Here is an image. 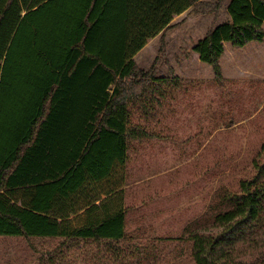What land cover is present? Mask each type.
Returning <instances> with one entry per match:
<instances>
[{"label":"trees","instance_id":"1","mask_svg":"<svg viewBox=\"0 0 264 264\" xmlns=\"http://www.w3.org/2000/svg\"><path fill=\"white\" fill-rule=\"evenodd\" d=\"M223 6L0 0V235L58 239L65 250L82 242L89 264H264V144L238 190L218 188L180 236L156 243L124 230V177L104 192L95 185L146 135L132 110L147 114L166 87L182 84L157 76V60L145 69L134 55L188 8L216 16ZM225 11L229 20L193 47L218 83L225 42L264 40V0H231ZM166 241L174 246L166 250Z\"/></svg>","mask_w":264,"mask_h":264},{"label":"rangeland","instance_id":"2","mask_svg":"<svg viewBox=\"0 0 264 264\" xmlns=\"http://www.w3.org/2000/svg\"><path fill=\"white\" fill-rule=\"evenodd\" d=\"M230 1L224 0L216 16L189 10L175 16V45L191 51L209 28L229 20L225 7ZM252 43L241 48L224 43L222 83L208 63L193 55L176 62L173 69L182 75V84L166 87L168 93L152 102L147 114L132 110V124L146 135L129 142L125 166L117 161L95 182L104 192L123 184L124 177L128 235L155 243L176 238L208 208L218 188L236 191L242 179L253 176L252 159L264 144V47L255 51L258 41ZM162 49L158 35L135 61L146 69L157 60V74L167 75L174 63L162 61ZM58 242L0 235V264H57L54 254L55 262L64 254L63 264H89V246L81 242L65 250ZM164 246L172 248L174 241Z\"/></svg>","mask_w":264,"mask_h":264},{"label":"crops","instance_id":"3","mask_svg":"<svg viewBox=\"0 0 264 264\" xmlns=\"http://www.w3.org/2000/svg\"><path fill=\"white\" fill-rule=\"evenodd\" d=\"M189 9L190 8H188L187 10H189ZM187 10H185V11H187ZM185 11H183L182 13H184ZM182 13H180V14H182ZM172 21L170 23V26L164 32L158 34V35H160V41H161V43L163 45L162 61H164L165 63H171V62L174 63L172 66L169 64L170 65V69L168 70V74L167 75H163V76H168V77L178 76L179 78H181L182 75H180V73L174 71V69H173V67L176 64V62H182L183 60L188 59L189 55L195 56V58H197V60H200V59H199L198 53L195 50H192L195 43H193V44L191 43L192 44L191 51H189V49H187V50L183 49L181 51V49L179 48L180 45L179 46L175 45L176 40L173 39V35H174L173 31L175 29V25H172L173 24ZM263 27H264V24H263ZM166 32L167 33L169 32V33H168V36L165 37V35L167 34ZM158 35H156L155 37H153L150 40H148V42L134 55V57H133L134 60H135V57L137 56V54L139 52L141 53L142 50H144L148 45H150L151 42H153ZM252 42L255 43L256 41H251V42L247 43L245 46H248L249 44H253ZM255 44H257V45H253L252 49L255 50V51L259 50L262 47H264V40L263 41H258V43H255ZM176 47H178V48H176ZM171 74H173V75H171ZM156 75L157 76H161V75H158L157 73H156Z\"/></svg>","mask_w":264,"mask_h":264}]
</instances>
